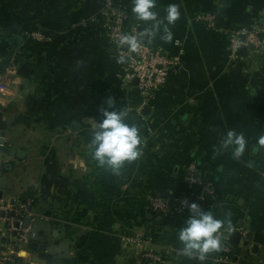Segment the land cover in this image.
<instances>
[{"label": "crops", "instance_id": "0c3cea01", "mask_svg": "<svg viewBox=\"0 0 264 264\" xmlns=\"http://www.w3.org/2000/svg\"><path fill=\"white\" fill-rule=\"evenodd\" d=\"M123 1L136 22L132 0ZM106 2L0 0V77L11 91L0 94V200L33 197L28 218L36 233L14 242L0 229L5 255L22 264H139L151 250L163 256L155 264H264V148L257 144L264 134V62L250 69L232 57L225 32L264 25V0H156L160 18L170 3L181 16L169 25L171 41L157 34L144 42L177 64L149 98L128 95L127 119L141 129L143 154L119 175L91 156L100 107L113 97L126 108L123 63L102 14ZM207 13L216 14L221 30L208 26ZM139 25L140 32L148 27ZM230 129L247 138L240 158L221 145ZM208 172L220 182L207 181L212 191L201 205L225 221L231 252L199 260L180 251L178 233L190 212L161 215L149 200L181 199L189 194L187 177L203 180ZM105 195L106 208L93 213ZM233 231L241 233L237 243Z\"/></svg>", "mask_w": 264, "mask_h": 264}, {"label": "built area", "instance_id": "2783aa9c", "mask_svg": "<svg viewBox=\"0 0 264 264\" xmlns=\"http://www.w3.org/2000/svg\"><path fill=\"white\" fill-rule=\"evenodd\" d=\"M102 14L105 18L104 24L110 43L113 44L118 55L126 57L120 74V83L126 91V109L130 110L132 108V99L128 95L136 90L145 99L149 98L165 83L170 71L177 64V60L169 56L162 48L146 42L141 43L139 50L135 52L119 45L118 38L121 35L130 32H135L137 35L140 34L139 22L131 21L129 7L123 0H107ZM202 18L206 20L210 28L221 30L216 22V14L207 13ZM225 32L228 34L232 57L246 59L250 69H256L264 62V25L252 23L240 29L227 30ZM33 35L41 36L39 32H34ZM241 49L245 50L244 54L241 53ZM0 94L11 95L10 85L3 77H0ZM187 179L190 187L188 195L181 199H173L163 195L152 196L149 200L151 210L161 215H184L189 212L187 204L193 201L201 204L204 193L212 191L211 183L203 181L199 176H189ZM199 185L202 186L200 193L194 190ZM33 201V197L30 196L17 197L5 202L0 200V222H3V227L0 229L6 231L14 242H29L36 236L32 226L29 223L26 224V218L31 217L32 214ZM219 236L222 242L220 250L227 258L231 252L228 236L221 231ZM123 240L138 243L142 241L140 237L133 238L130 236L123 237ZM10 245L9 248H11ZM141 257L139 264H155L163 260L162 254L151 250L142 252ZM0 264H22L16 257L5 255L1 241Z\"/></svg>", "mask_w": 264, "mask_h": 264}, {"label": "clouds", "instance_id": "9594fccd", "mask_svg": "<svg viewBox=\"0 0 264 264\" xmlns=\"http://www.w3.org/2000/svg\"><path fill=\"white\" fill-rule=\"evenodd\" d=\"M155 5L156 0H132V13L136 21L147 23L148 27L143 28L139 35L135 32L121 35L118 38L121 47L133 52L138 51L141 43L145 40L151 43L157 34L165 41L173 39L169 25L175 24L180 18L179 5L170 3L163 18L159 17ZM125 60L124 55L118 56L119 63ZM116 104L115 98L109 97L99 109L101 118L96 119L97 122L92 124L90 129L91 156L100 167L119 175L125 163L134 162L142 156L144 141L139 125L128 122L127 109L117 108ZM257 144L264 148V134L259 136ZM221 145L223 148L231 147L233 156L240 158L247 150L248 141L242 132L230 129L223 137ZM187 208L190 215L178 233V239L183 245L180 251L189 258L203 260L221 249L219 233L225 221L195 201L187 204Z\"/></svg>", "mask_w": 264, "mask_h": 264}, {"label": "trees", "instance_id": "16d2710c", "mask_svg": "<svg viewBox=\"0 0 264 264\" xmlns=\"http://www.w3.org/2000/svg\"><path fill=\"white\" fill-rule=\"evenodd\" d=\"M217 174H218V171H217ZM203 181L207 182V181H213L215 182L216 184L220 182V179L215 177L212 173L208 172L204 178H203ZM199 190V189H198ZM28 196V195H26ZM26 196H22L23 198L26 197ZM106 201H107V197L106 195L103 197V199L101 201H98L96 202L94 205H93V208H92V211L93 213H97V212H101L103 211L105 208H106Z\"/></svg>", "mask_w": 264, "mask_h": 264}, {"label": "water", "instance_id": "95a60500", "mask_svg": "<svg viewBox=\"0 0 264 264\" xmlns=\"http://www.w3.org/2000/svg\"><path fill=\"white\" fill-rule=\"evenodd\" d=\"M241 52H244V49L243 50H241ZM136 82H137V80H136ZM148 108V107H147ZM146 108V109H147ZM144 112H145V109L143 110ZM23 150L19 153V157L20 158H23V156H24V154H23ZM196 174H197V172H196ZM150 217H153V215L151 216L150 215ZM158 219H161V216H158L157 217ZM30 222V218H26V224L27 223H29ZM240 236H241V233L239 232V231H233L232 232V234H231V237H230V241L231 242H233V243H237L239 240H240Z\"/></svg>", "mask_w": 264, "mask_h": 264}]
</instances>
